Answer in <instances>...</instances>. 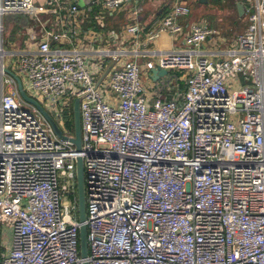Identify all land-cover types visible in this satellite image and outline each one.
<instances>
[{"label": "built area", "instance_id": "obj_1", "mask_svg": "<svg viewBox=\"0 0 264 264\" xmlns=\"http://www.w3.org/2000/svg\"><path fill=\"white\" fill-rule=\"evenodd\" d=\"M135 1L100 0L107 11ZM243 1L247 31L226 47L223 33L208 22L181 23L192 13L183 0L154 30L134 23L91 53L63 48L66 31H45L33 51H6L1 44L0 227L12 230V239L0 264H264V0ZM47 4L64 9L61 0ZM9 13H34V0H0L1 32ZM164 34L183 36L182 48L146 67L183 72L186 89L151 103L143 67L127 59L145 52L113 43L147 46ZM99 58L109 63L96 76ZM7 69L64 136L74 137L67 124L80 99L81 152L21 98Z\"/></svg>", "mask_w": 264, "mask_h": 264}, {"label": "crops", "instance_id": "obj_2", "mask_svg": "<svg viewBox=\"0 0 264 264\" xmlns=\"http://www.w3.org/2000/svg\"><path fill=\"white\" fill-rule=\"evenodd\" d=\"M176 1L136 0L133 4L119 10L107 11L103 8L100 0H61L63 10L49 6L47 4L48 0H34V13L6 14L2 19V25H4L3 29L5 25L7 29L9 19L10 21L20 19L22 22H25L24 25L20 26L19 21L16 24V28L20 29V44L14 41L15 39L10 40V48H13L10 50L11 52L35 50L43 39L45 31L52 30L55 32H69L70 40H65L61 43L63 48L68 50L78 49L91 53L92 50L105 47V42L110 33L121 35L126 27L134 23H140L148 32L154 30L168 14ZM212 1L208 0L207 3H201L199 0H183L185 4L190 6L192 13L189 17L182 18L181 23L188 26L195 22H208L212 27L223 33L222 36L225 38V44H222V47H226L228 45L227 42L229 43L236 39L232 34L241 26L242 18H245L246 23L241 35L247 31L249 25L248 16L246 14L241 16L236 5L238 2L244 3V1L223 0L222 5L214 10H212L214 7ZM73 5L78 7L77 12L74 14L70 11ZM239 22L240 26H238ZM226 29L229 33L225 35ZM237 36H240V34ZM182 37L174 38L164 34L161 38L147 46H135L133 41L126 42L125 44L121 41L113 43V46L117 50L126 49L130 52L143 50L145 52L144 56L135 58L132 55H128L127 59L137 60L143 67V82L147 91V97L151 103L156 97L173 99L178 93L182 94L186 89L185 74L183 72L171 71L168 72L166 77H161L155 81L150 78V72L146 67L149 61L157 62L159 54L182 48ZM143 41L144 35L139 39L140 43ZM99 60L101 61V68H98L96 65L92 66L96 76L100 71L106 70L109 63V59L99 58Z\"/></svg>", "mask_w": 264, "mask_h": 264}, {"label": "water", "instance_id": "obj_3", "mask_svg": "<svg viewBox=\"0 0 264 264\" xmlns=\"http://www.w3.org/2000/svg\"><path fill=\"white\" fill-rule=\"evenodd\" d=\"M201 3H207L208 0H199ZM238 12L243 16L246 12V8L243 2H238L237 4ZM7 74L13 77L17 83L18 91L21 98L28 104L33 105L50 123L55 133L64 140H69L76 147L77 152L82 150V120L80 111V99L76 98L73 102V119H74V137L64 136L60 128L57 126L56 122L53 120L52 116L45 110L41 103L36 99L30 97L24 90L23 82L19 76L14 72L7 69ZM108 73V72H107ZM106 73V74H107ZM168 71L160 67H156L150 71V78L157 81L161 77H166ZM105 76V75H104ZM76 180H77V196H78V215L79 221L81 222V227L79 231L80 237V255L82 259H87L88 257V239H87V203H86V181H85V170L84 161L81 156L77 158L76 164ZM83 264H88L84 261Z\"/></svg>", "mask_w": 264, "mask_h": 264}, {"label": "rangeland", "instance_id": "obj_4", "mask_svg": "<svg viewBox=\"0 0 264 264\" xmlns=\"http://www.w3.org/2000/svg\"><path fill=\"white\" fill-rule=\"evenodd\" d=\"M227 1V0H226ZM223 3V0H213L212 1V4H213V9L214 10L215 8L221 6ZM195 8V6H194ZM210 14V13H209ZM210 16V15H208ZM242 24L240 26V22L238 23V26H240L236 32H234L232 35L234 36V38H237L238 36L237 35H241V33H243L244 29H245V23H246V20L245 18H242ZM19 21V26L20 25H24L25 22H22L20 19H14V20H11L9 19V26L8 28L6 29V25H5V28L2 30V32L0 31V48H1V44L3 45V49L6 50V51H10L11 49L13 48H10L11 44H10V40H13L15 39L14 41L18 42V44H20V29L18 30L16 28V24L17 22ZM8 22V21H7ZM8 24V23H7ZM4 27V25H3ZM229 29V28H228ZM227 30V29H226ZM227 33H229V31L227 30V32H224V34L226 35ZM14 41H11V42H14ZM17 44V45H18ZM6 45V47H5ZM9 55H7L5 57V60H9ZM1 59V57H0ZM13 87H9V89H12ZM39 103L41 102L40 99H38ZM0 236H1V244L5 245L1 250H0V253H4L6 251H8L10 249V241L12 239V230H10L9 228H7L6 226H2L0 227Z\"/></svg>", "mask_w": 264, "mask_h": 264}, {"label": "trees", "instance_id": "obj_5", "mask_svg": "<svg viewBox=\"0 0 264 264\" xmlns=\"http://www.w3.org/2000/svg\"><path fill=\"white\" fill-rule=\"evenodd\" d=\"M67 127L69 129V131L74 132V119H73V114H72V118L71 121L68 122Z\"/></svg>", "mask_w": 264, "mask_h": 264}, {"label": "bare ground", "instance_id": "obj_6", "mask_svg": "<svg viewBox=\"0 0 264 264\" xmlns=\"http://www.w3.org/2000/svg\"><path fill=\"white\" fill-rule=\"evenodd\" d=\"M5 56V52L0 51V57L3 58Z\"/></svg>", "mask_w": 264, "mask_h": 264}]
</instances>
